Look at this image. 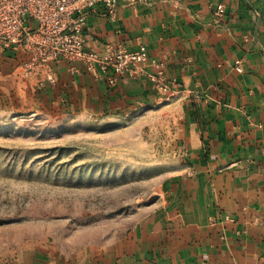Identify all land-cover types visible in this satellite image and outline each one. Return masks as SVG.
Returning a JSON list of instances; mask_svg holds the SVG:
<instances>
[{
	"label": "crops",
	"instance_id": "obj_1",
	"mask_svg": "<svg viewBox=\"0 0 264 264\" xmlns=\"http://www.w3.org/2000/svg\"><path fill=\"white\" fill-rule=\"evenodd\" d=\"M85 34L97 53L145 47L150 65L121 79L59 62L60 95L98 116L164 104L179 114L182 168L108 264H264L262 0H121L115 17L99 3Z\"/></svg>",
	"mask_w": 264,
	"mask_h": 264
},
{
	"label": "rangeland",
	"instance_id": "obj_2",
	"mask_svg": "<svg viewBox=\"0 0 264 264\" xmlns=\"http://www.w3.org/2000/svg\"><path fill=\"white\" fill-rule=\"evenodd\" d=\"M34 40L0 18V264H108L182 168L179 114L83 111Z\"/></svg>",
	"mask_w": 264,
	"mask_h": 264
},
{
	"label": "built area",
	"instance_id": "obj_3",
	"mask_svg": "<svg viewBox=\"0 0 264 264\" xmlns=\"http://www.w3.org/2000/svg\"><path fill=\"white\" fill-rule=\"evenodd\" d=\"M121 0H0V18L2 26H13L27 41L36 37L38 45L51 44L52 54L49 61L83 65L87 71H113L121 79L143 72L150 65L147 50L141 47L136 52H129L121 47L107 45L104 52L97 53L86 49L88 10L103 3L107 13L115 17ZM129 5L146 0H123ZM264 5V0H262ZM224 6H219L217 15L224 14ZM34 20L36 28L29 24ZM33 31V32H32ZM40 37H39V36ZM49 42V43H48ZM237 69L242 71L241 62ZM78 72L75 68L73 71ZM152 78V77H151ZM159 90H164L163 80L157 77ZM155 80V77L152 78ZM114 82V80H113Z\"/></svg>",
	"mask_w": 264,
	"mask_h": 264
}]
</instances>
